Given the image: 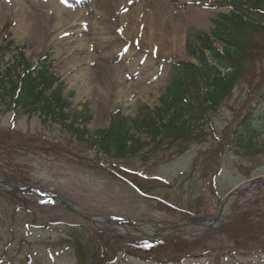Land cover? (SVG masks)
I'll use <instances>...</instances> for the list:
<instances>
[{
	"label": "rangeland",
	"instance_id": "rangeland-1",
	"mask_svg": "<svg viewBox=\"0 0 264 264\" xmlns=\"http://www.w3.org/2000/svg\"><path fill=\"white\" fill-rule=\"evenodd\" d=\"M228 5L0 0V42L23 45L32 64L48 52L63 99L94 134L117 109L129 119L143 106L152 113L170 66L195 64L188 44L210 36ZM248 9L264 22V0L256 15ZM148 29L163 44L178 37L176 49L151 44ZM240 30L235 89L199 112L191 134L151 141L131 130L146 145L135 158L97 155L37 117L0 116V264H264V24ZM248 109L258 134L244 149L235 131Z\"/></svg>",
	"mask_w": 264,
	"mask_h": 264
},
{
	"label": "trees",
	"instance_id": "trees-1",
	"mask_svg": "<svg viewBox=\"0 0 264 264\" xmlns=\"http://www.w3.org/2000/svg\"><path fill=\"white\" fill-rule=\"evenodd\" d=\"M262 1L228 0L231 11L227 16L219 15L213 20L211 37L196 33V44H188L195 64L187 61L171 66L158 107L148 113L150 109L143 106L134 119L123 116L117 109L110 117L107 128L94 134L84 128L83 116L74 113L63 99L62 85L50 71L47 55L32 65L25 58L22 47H15L11 43L0 46V116L37 117L42 125L59 126L62 132L79 142L85 141L97 155L119 160L135 158L146 146L134 138L131 130H140L151 141H155L158 135L162 137V133L171 141L185 129L191 134L203 117L199 112L216 111L222 99L235 89L239 64L243 59L239 46L240 26L243 23L264 24L258 20L251 21L246 15L250 7L253 8L250 14L256 15ZM216 43L220 49L215 47ZM260 97L264 98V92ZM251 121L252 115L248 109L237 125L238 131H235V141L244 149L253 146L252 141L258 134L251 127ZM258 152L264 153V145Z\"/></svg>",
	"mask_w": 264,
	"mask_h": 264
},
{
	"label": "bare ground",
	"instance_id": "bare-ground-1",
	"mask_svg": "<svg viewBox=\"0 0 264 264\" xmlns=\"http://www.w3.org/2000/svg\"><path fill=\"white\" fill-rule=\"evenodd\" d=\"M127 1V0H126ZM126 10H128V9H126ZM35 22H36V20H35ZM25 23V22H24ZM31 23H32V21H31ZM27 24V25H26ZM22 29H28L29 28V26H30V23H25L24 24V26L22 25V23L19 25ZM151 31L152 30H149L148 29V32H147V34H146V36H147V38L149 39V41L151 42V44L152 43H155L156 45H157V41H160L161 42V47H163V46H165L166 47V45H168V48L169 49H171V50H174V49H176V47H177V38L178 37H176V36H172V37H170L169 38V40L167 41V43H165V44H163V41H162V39H161V35H159V34H157V35H152V33H151ZM97 34H99V35H101V34H107V31L105 30V29H99V32L97 33ZM130 41H128L127 43H128V45L129 46H136V44L139 42L138 41V39H135V38H133V37H131V39H129ZM131 42V43H130ZM145 43H148V42H145Z\"/></svg>",
	"mask_w": 264,
	"mask_h": 264
}]
</instances>
